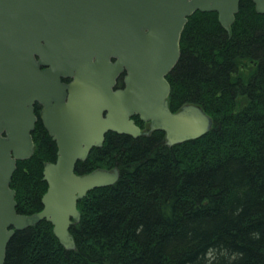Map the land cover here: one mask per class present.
I'll use <instances>...</instances> for the list:
<instances>
[{
	"label": "trees",
	"instance_id": "obj_1",
	"mask_svg": "<svg viewBox=\"0 0 264 264\" xmlns=\"http://www.w3.org/2000/svg\"><path fill=\"white\" fill-rule=\"evenodd\" d=\"M167 78L172 111L198 104L211 129L172 146L163 130L108 133L76 172L118 167L120 178L78 201L75 249L44 219L16 231L5 264H264V14L241 0L228 31L217 12L196 11ZM33 137L11 182L22 214L43 209L44 168L58 157L41 118Z\"/></svg>",
	"mask_w": 264,
	"mask_h": 264
},
{
	"label": "water",
	"instance_id": "obj_2",
	"mask_svg": "<svg viewBox=\"0 0 264 264\" xmlns=\"http://www.w3.org/2000/svg\"><path fill=\"white\" fill-rule=\"evenodd\" d=\"M264 14V0H253ZM241 0H0V264L12 236L47 219L67 249L81 219L78 201L115 184L120 170L76 172L109 131L139 137L166 133L172 146L197 139L213 120L195 103L172 111L168 75L181 56V38L196 11L217 12L230 31ZM126 71L124 87L116 88ZM63 77H72L69 83ZM41 118L58 146L44 168L43 209L18 212L11 187L18 161L34 152ZM104 114H106L104 116ZM150 122L142 131L134 117Z\"/></svg>",
	"mask_w": 264,
	"mask_h": 264
},
{
	"label": "flooded vegetation",
	"instance_id": "obj_3",
	"mask_svg": "<svg viewBox=\"0 0 264 264\" xmlns=\"http://www.w3.org/2000/svg\"><path fill=\"white\" fill-rule=\"evenodd\" d=\"M127 74V72L126 71H124L122 74H121V76L119 77V79H118V83H117V86H116V88H122V87H124V78H125V75ZM62 80H63V82H67V83H69V82H71L72 80H73V78L72 77H63L62 78ZM42 110H43V106L40 104V103H36L35 104V113H36V115L38 116V120H39V118H41V114H42ZM106 114H104V116H105ZM136 117V116H135ZM41 120H42V118H41ZM135 121H136V119H135ZM38 122V121H37ZM136 123H137V121H136ZM139 125V124H138ZM140 126V125H139ZM149 126H150V123L149 122H144V126H140L141 127V129L142 130H147L148 128H149ZM47 129V128H46ZM48 131V130H47ZM111 131H109V132H107L106 134H105V136H107V134L108 133H110ZM49 133V132H48ZM50 135V134H49ZM51 136V135H50ZM52 137V136H51ZM54 140V139H53ZM105 141H106V137H105V140H104V143H105ZM95 148V147H94Z\"/></svg>",
	"mask_w": 264,
	"mask_h": 264
},
{
	"label": "bare ground",
	"instance_id": "obj_4",
	"mask_svg": "<svg viewBox=\"0 0 264 264\" xmlns=\"http://www.w3.org/2000/svg\"><path fill=\"white\" fill-rule=\"evenodd\" d=\"M218 16H219V15H218ZM149 129H150V128H148V129H147V130H145V131H148ZM153 131H155V130H153ZM153 131H150V133H149V134H151V132H153ZM149 134H148V135H149ZM105 137H106V136H105ZM38 212H39V211H38ZM80 213H81V212H80ZM33 214H34V213H33ZM43 220H44V219H43ZM46 220H47V219H46ZM41 221H42V220H41ZM47 221H48V220H47ZM49 222H50V221H49ZM53 231H54V225H53ZM54 234H55V233H54ZM13 236H14V235H13ZM13 236H12V237H13ZM9 242H10V241H9ZM7 248H8V247H7Z\"/></svg>",
	"mask_w": 264,
	"mask_h": 264
}]
</instances>
